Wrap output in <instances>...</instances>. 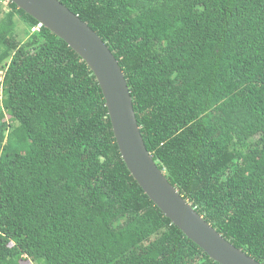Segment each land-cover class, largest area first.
Returning <instances> with one entry per match:
<instances>
[{"label":"trees","instance_id":"1","mask_svg":"<svg viewBox=\"0 0 264 264\" xmlns=\"http://www.w3.org/2000/svg\"><path fill=\"white\" fill-rule=\"evenodd\" d=\"M58 1L117 60L169 183L264 264V0ZM0 69V264H217L130 175L85 62L8 0Z\"/></svg>","mask_w":264,"mask_h":264},{"label":"water","instance_id":"2","mask_svg":"<svg viewBox=\"0 0 264 264\" xmlns=\"http://www.w3.org/2000/svg\"><path fill=\"white\" fill-rule=\"evenodd\" d=\"M8 1L65 42L93 73L120 156L164 217L217 264H260L212 228L159 170L144 145L123 72L100 37L58 0Z\"/></svg>","mask_w":264,"mask_h":264},{"label":"rangeland","instance_id":"3","mask_svg":"<svg viewBox=\"0 0 264 264\" xmlns=\"http://www.w3.org/2000/svg\"><path fill=\"white\" fill-rule=\"evenodd\" d=\"M23 26L19 24L18 29H22ZM3 71L0 69V81L2 80ZM8 119V117H6ZM23 264H31L29 261L24 262Z\"/></svg>","mask_w":264,"mask_h":264},{"label":"clouds","instance_id":"4","mask_svg":"<svg viewBox=\"0 0 264 264\" xmlns=\"http://www.w3.org/2000/svg\"><path fill=\"white\" fill-rule=\"evenodd\" d=\"M37 29V28H36ZM34 30V29H33ZM194 210V208H192ZM202 217V216H201Z\"/></svg>","mask_w":264,"mask_h":264}]
</instances>
